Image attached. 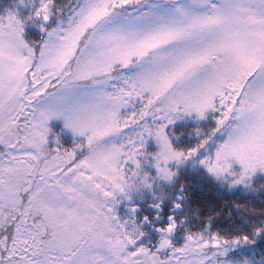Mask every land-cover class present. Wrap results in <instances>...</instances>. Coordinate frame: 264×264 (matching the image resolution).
I'll return each mask as SVG.
<instances>
[{"label":"snow or ice","instance_id":"1","mask_svg":"<svg viewBox=\"0 0 264 264\" xmlns=\"http://www.w3.org/2000/svg\"><path fill=\"white\" fill-rule=\"evenodd\" d=\"M29 18L39 42L14 11L0 16V264H222L247 236L197 232L176 246L169 216L157 244L137 245L139 225L115 207L125 185L151 186L138 156L170 180L169 162L217 132L208 172L239 184L264 171V0H39ZM207 110L215 127L175 150L167 125ZM53 117L83 141L50 147ZM148 137L158 151H142Z\"/></svg>","mask_w":264,"mask_h":264},{"label":"trees","instance_id":"2","mask_svg":"<svg viewBox=\"0 0 264 264\" xmlns=\"http://www.w3.org/2000/svg\"><path fill=\"white\" fill-rule=\"evenodd\" d=\"M66 2L67 0H55L56 4ZM36 6L38 5L34 0L27 1L23 7L20 0H0V16L6 15L8 11H17L16 16L23 22L24 40L29 43L39 42L45 35L38 26L39 21L29 18ZM49 23L55 26V16L50 18ZM215 113L207 110L203 118H197L195 113H191L184 122L167 125L166 134L173 148L186 151L199 143L209 129L215 127ZM197 129L200 130L199 134ZM51 132L54 136L61 135L58 141L59 147H73L75 141L68 129L55 124ZM48 144L53 147V143ZM150 145L153 146L152 150L158 151L159 148L154 139ZM178 190L182 191L184 197L182 208L191 217L194 232L209 226L212 232L225 239L248 237L244 243L227 251L223 257L219 258L222 264L245 262L264 264L263 172L255 173L245 183L231 184V178L224 182L208 172L203 165L185 164L175 171L165 186L166 196L162 201L165 208L169 197L176 194ZM165 213L162 220L167 217ZM257 229L260 231L257 232Z\"/></svg>","mask_w":264,"mask_h":264},{"label":"rangeland","instance_id":"3","mask_svg":"<svg viewBox=\"0 0 264 264\" xmlns=\"http://www.w3.org/2000/svg\"><path fill=\"white\" fill-rule=\"evenodd\" d=\"M27 1L29 0H23L21 6L22 7L25 6V3ZM34 1L37 3V5L39 4V0H34ZM16 13L17 11H15V14ZM21 35L22 38L24 39L23 31ZM121 111L123 113L126 110L122 109ZM189 115L190 114L180 113L178 114V117L175 118L171 124L181 123ZM218 115L219 114L216 112L215 116L217 117ZM55 124H59L65 127L63 118L53 117L47 123V127L50 129L47 139H48V143H53V147L59 148V143H57L56 141L60 140L61 135L54 136L53 133L51 132V128L55 126ZM68 130L70 131L71 137H73L75 143L81 142V140L84 139L81 136L74 135L70 129ZM225 138H226L225 134L221 132H217L208 142V144L205 145L200 150L199 153L196 152L194 155L188 157L187 159H183L181 162L170 161L168 164L169 168L172 169L173 172L175 173V171L179 167L185 164H190L193 166L196 164L203 165L202 163H200V161L205 157L214 156L216 147L218 146L219 143H223ZM152 140H153L152 137H148L146 139L144 148L142 149L144 153L147 154V153L156 152L152 150L153 146L150 145ZM137 159L140 161V167L138 169L139 173L141 175L145 173L147 174L151 186L141 187L139 189H136L135 191L130 192L127 198L118 196L117 199L119 200V203L115 207V213L122 221L133 220L135 224L139 225L140 231L143 233V235H141L140 238L136 241L137 245L152 247L155 244H157L160 236V233L157 231V229L163 227L165 224L169 222L168 220L169 216H172L173 219L175 220L176 227L173 230V232L168 235V239L176 246L181 245L184 242L186 236L191 233L199 232L203 235L216 234L215 232H212L209 229V226H205L203 229L196 232L193 231L191 224L192 219L189 216V214L186 211H184L182 208L184 198L180 190L177 191L176 194L171 195L169 197L168 205L165 208V205L162 204V201L165 199L166 196L165 186L167 185V183H169V180H163L161 178L156 177V169L153 163V159L150 155L146 157L138 156ZM230 164H231L230 170L239 173L242 166L239 163L235 162L234 160H231ZM258 172L264 173V171H261L258 168L250 177H253V175ZM220 179L224 182L226 180L224 178H220ZM176 204H179L180 207L179 208L175 207ZM154 205H158V207H154ZM133 207L135 208L134 212L132 211ZM162 207H164V210L162 209ZM164 213L167 215V217L165 218V220H162V216ZM144 217H147L148 219L144 220ZM243 242L245 241L241 240V242L239 243L230 245L227 251L235 249L236 247H238V245H240ZM242 264H254V263L245 262Z\"/></svg>","mask_w":264,"mask_h":264},{"label":"clouds","instance_id":"4","mask_svg":"<svg viewBox=\"0 0 264 264\" xmlns=\"http://www.w3.org/2000/svg\"><path fill=\"white\" fill-rule=\"evenodd\" d=\"M70 130H71V129H70ZM90 162L95 163V160L92 159V160H90ZM115 162H116V159H115V156H113V157L111 158V163H112V164H115ZM141 187H147V186H145V185H143V184H138V185H133V186L125 185V186H124L125 191H124L123 193H118V194H123V195H127V196H128V194H129L130 192L135 191L136 189H139V188H141Z\"/></svg>","mask_w":264,"mask_h":264}]
</instances>
